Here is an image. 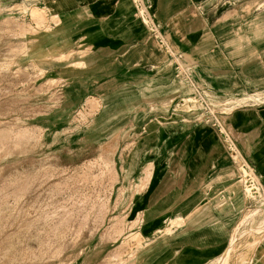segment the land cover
Returning <instances> with one entry per match:
<instances>
[{"label":"rangeland","instance_id":"374dc122","mask_svg":"<svg viewBox=\"0 0 264 264\" xmlns=\"http://www.w3.org/2000/svg\"><path fill=\"white\" fill-rule=\"evenodd\" d=\"M171 11L216 22L182 55ZM238 56L264 63V0H0V264H264V177L226 127L264 86L191 77ZM144 72L177 84L113 88Z\"/></svg>","mask_w":264,"mask_h":264},{"label":"crops","instance_id":"0c3cea01","mask_svg":"<svg viewBox=\"0 0 264 264\" xmlns=\"http://www.w3.org/2000/svg\"><path fill=\"white\" fill-rule=\"evenodd\" d=\"M164 21L158 20L160 24H164V36L168 41H172L177 46V40L190 39L191 41H198L199 29L201 27H194V24H207L215 23L212 17L206 16H178L173 15L172 11L170 15H167V18L164 17ZM157 22V24H158ZM242 23L241 18L237 17L236 21L227 20L224 24L227 23ZM191 24L192 26H185L190 30L186 31L185 35H180L179 27L177 25ZM129 25V24H128ZM179 29V30H178ZM131 31L132 36L128 38ZM130 31L126 32L127 44H130V48H133L136 43L134 38L135 26L133 20L130 21ZM117 38V36H115ZM171 42V45H172ZM179 44V43H178ZM195 42L192 43V46H195ZM174 52L177 48L172 46ZM117 50V45L110 44L101 48L100 55L113 54ZM177 55V53H176ZM136 58L142 57L144 59L145 55L143 52L135 55ZM131 61V57H130ZM232 64L230 67H224L223 69L215 68L212 65H207L204 67V70H199V65L192 67L191 77L193 81H196L198 84H203L210 93L214 96H223L226 93L234 91L241 87L250 86V88H260L264 86V63L256 59L254 63H247L245 60L242 61L241 56L235 57L231 60ZM194 61L192 60V63ZM238 64V65H236ZM135 74V72H132ZM153 73H142L141 77L136 78L137 75H130L125 79L124 83L119 82L113 88H117L118 91L127 90L130 91V80L138 81L136 87L143 86L144 96L149 98H157L160 96L161 88L158 85L162 86L160 83H165L167 88L173 87L176 85L174 80L172 83L167 81L168 78L160 79V82H155L152 77ZM143 83H147L142 85ZM175 89V88H172ZM240 112L233 115L230 119V123L226 122L227 129L234 131L239 138L240 142V151L244 153L246 159L252 163L256 169L264 177V111L260 109H254V111L239 109ZM229 118L227 119V121ZM191 154L194 150L190 149ZM258 258L264 260V245L259 247Z\"/></svg>","mask_w":264,"mask_h":264},{"label":"bare ground","instance_id":"6f19581e","mask_svg":"<svg viewBox=\"0 0 264 264\" xmlns=\"http://www.w3.org/2000/svg\"><path fill=\"white\" fill-rule=\"evenodd\" d=\"M248 6V5H247ZM167 8L165 7V6H159V11H160V15H163V14H166L164 11L166 10ZM261 31V30H260ZM161 36H163L164 37V35L162 34ZM168 42H172V41H168ZM190 43H191V40L190 39H183V40H180V44H178L177 43V46L175 47V45H174V43L172 42V46L174 47V48H177V50H179L180 52H182V49L183 48H186V47H188L189 45H190ZM170 44V43H169ZM179 45H181L182 47H181V49H179ZM195 47V46H194ZM170 48L171 47H169V50H170ZM171 51V50H170ZM171 52H173V51H171ZM182 55H184L185 53H181ZM137 64H140L139 62H137ZM134 71V70H133ZM139 71H143V70H139ZM132 72V71H131ZM75 83V85L76 84H78V83H80L79 81H77V82H74ZM71 89L72 88H70V90L68 91L69 92V96L71 95ZM67 92V93H68ZM262 92H264V91H259V92H256V91H253L252 93H255V94H253V95H255V96H259L260 97V93H262ZM189 99H191V100H193L194 98L193 97H189ZM234 101V100H233ZM248 103V101H247V99H243L242 100V103L240 104V107H243V106H246V104ZM206 106L209 108V106H208V103H206ZM209 110H210V108H209ZM216 122H217V124H218V126H219V129H220V131H222L223 133H225V126H224V117L223 116H221V117H218V118H216ZM228 138V137H227ZM189 140H190V137H189ZM228 140H229V143L230 144H232V142H231V140L228 138ZM233 145V144H232ZM224 158L225 156H224V154H222V155H220V158ZM217 162V161H216ZM214 163L213 165H212V168L213 167H215L216 166V164H218V163ZM247 192L249 193V190H247ZM237 203H240L239 201H237ZM216 236H218L217 234H216ZM234 239H232L231 240V242H230V245H232L233 243H234ZM218 258H220V256L218 257ZM220 264H224V261H223V259L222 260H220Z\"/></svg>","mask_w":264,"mask_h":264}]
</instances>
